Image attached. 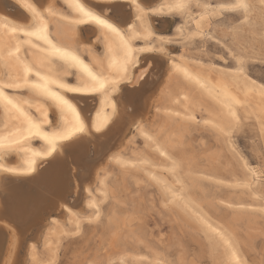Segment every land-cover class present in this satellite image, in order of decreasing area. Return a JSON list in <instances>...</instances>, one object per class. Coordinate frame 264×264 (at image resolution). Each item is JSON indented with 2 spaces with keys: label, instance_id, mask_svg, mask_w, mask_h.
Returning a JSON list of instances; mask_svg holds the SVG:
<instances>
[{
  "label": "snow or ice",
  "instance_id": "1",
  "mask_svg": "<svg viewBox=\"0 0 264 264\" xmlns=\"http://www.w3.org/2000/svg\"><path fill=\"white\" fill-rule=\"evenodd\" d=\"M64 3L71 10V14L56 10L55 0H24L20 6L28 14L27 22L11 26L5 23L2 26L9 39L7 41L0 40V64L5 68L14 64L20 74L9 79L7 83L0 82V108L5 114L10 115L15 122L14 131L6 129V135L0 134V161H3L13 152H19L23 144L34 137H39L45 141L48 147L43 152H33L32 157L26 160V166H21L23 171L0 163V172L10 175L31 174L37 167L36 158L51 157L56 152L58 144H71L86 132L91 135L104 134L120 116L118 103L111 102L113 118L111 120L105 119L102 123L97 124L92 118L85 117L79 106V100L97 93L106 98L111 93H119L121 81L127 74L128 67L137 62L138 58L134 55L136 52L156 53L170 60L173 70L183 73L185 80L198 84L209 93L223 95L226 101L224 106L228 110V123L220 127L212 124L209 120H204L203 124L205 127L210 126L213 134L224 136L228 142L234 143L231 138L241 125V117L237 115L235 108L246 107L247 105L241 99L229 95L225 89L211 85L210 81L206 83L203 79L193 76L185 68H182L176 62L178 58L169 51V47L174 45L187 46L190 41L202 45L209 44V42L215 44L217 50L224 51V55L218 58L223 62V67L213 64L211 66L212 71L224 77L242 78L245 85H251L247 92H258L261 101L264 102V83L257 85L254 80H249L246 74V65L251 57L246 52L237 51L234 38L235 34L239 33L242 28L253 30L254 42L258 41L260 44V59L264 61V0H259L258 4L252 3L251 0H234L231 3L215 6L201 3V0H160L159 3H156L155 0H105L103 3L105 7L102 9L95 7L97 0H64ZM125 3L132 10L130 21L124 19L126 16ZM193 8L203 9V12L196 21L195 30L186 31L187 21L192 19ZM217 11L236 14V19L239 21L237 25L228 29L225 35H219L218 32L212 31L210 24L205 28L204 21L216 15ZM257 12L259 24L254 20ZM154 17H181L187 18V20L177 26L172 35H158L154 27ZM53 20L66 25L70 29V34L62 37L59 25H53ZM53 28L56 30L55 33ZM86 28L95 35L94 43L103 45V56L111 55L107 67L103 65L102 58L95 56V49L91 45L80 43L81 33ZM65 38L76 41L75 45L66 43ZM135 41H143L145 46L134 48L133 42ZM22 50L29 55L39 53L40 58L30 61L27 56L21 55ZM82 51L88 52L92 58L91 67L81 58ZM201 51L204 49L202 48ZM117 54L120 56L119 61L116 59ZM93 68L96 69L95 72ZM139 71L146 72L147 69L141 67ZM33 76L35 79H30ZM68 76H76L77 83L75 85L66 83L65 78ZM54 88L56 90H53ZM6 89L27 90L45 102L50 101L60 113L61 124L57 125V130L44 131L43 126L49 125V120L48 113L42 106H37V111L41 113L43 119L39 123L34 122L26 110L33 105L28 100L7 95ZM66 93H71L72 98L69 99ZM185 119L196 125L201 123L193 115H189ZM258 119L261 125L260 133L264 136V113H261ZM135 123L134 131L143 138L145 146L156 145V151L159 155L170 162V167L166 171L177 177L176 184L179 187L174 188L159 177L149 173L150 179L161 187V197L165 201L162 207L164 209L171 207L173 210L183 211L185 215L190 214L202 226L205 234L209 235L210 242L222 243L226 251L224 264H248L247 260H241L237 255L231 233L226 229L222 230L220 227H212L198 211H192L190 205H193V201L188 195L190 188L182 182L179 176L182 162L174 159L170 155L168 147L160 144L154 135L149 134L151 130L146 129L140 122ZM225 129L229 130L225 131ZM115 159L117 163H124L118 155ZM242 162L247 171L255 174L257 169L251 168L246 160ZM145 164H148V161L141 160L138 165L129 166L138 167ZM259 170L261 176L264 177V151L260 153ZM205 179L211 178L206 177ZM236 186L249 187L248 184ZM6 187V184L0 183V193ZM258 199L264 202V196L258 197ZM61 207L63 208V205ZM196 207L199 206L196 205ZM258 211L264 214V207ZM2 219L0 217V220ZM100 220L101 212L99 208H96L95 216L88 223L100 222ZM262 224H264V220H262ZM2 226L4 225L0 224V227ZM8 231L12 237L9 242V256H12L17 247L15 226L9 225ZM76 234L79 235V232ZM34 261L35 257H33ZM6 264H15V262L6 261ZM91 264H98V262L92 260ZM106 264H117V260L109 259ZM119 264H124L123 258H120ZM154 264H167V262L157 259ZM261 264H264V256H262Z\"/></svg>",
  "mask_w": 264,
  "mask_h": 264
},
{
  "label": "bare ground",
  "instance_id": "2",
  "mask_svg": "<svg viewBox=\"0 0 264 264\" xmlns=\"http://www.w3.org/2000/svg\"><path fill=\"white\" fill-rule=\"evenodd\" d=\"M22 2H24V0H0V40L7 41L9 39L4 27H2L5 23L11 26L13 24H24L27 22L26 17L28 16V14L20 6ZM104 2L105 0H97L95 7H97V9H102L103 7H105V5L103 4ZM155 2L159 3L160 0H155ZM231 2H234V0H217L214 4H211L209 2L201 3H208L212 6H215L217 4H227ZM16 7L18 8L15 9ZM55 7L56 10L71 14V10L64 3V0H55ZM128 9H130V12L126 14L124 19L130 21L132 17V10L125 3L124 11ZM202 12L203 9L199 8L192 10V19L187 21L186 31L195 30L196 21L199 19V16ZM220 13L221 12L217 11V14ZM214 16L204 21L205 28H207L209 24L211 26V20ZM181 19L182 21L174 26V32L177 26L187 20V18ZM52 24L59 25L60 35L62 37H66L67 34H70V29L62 22L53 20ZM55 31V28H53L54 33ZM157 34L160 35L159 33ZM125 38L127 39V37ZM21 39H23V37H21ZM94 41L95 35L90 29L86 28L81 33L80 43L83 45H91L95 49V56L97 58H102L103 65L107 67L110 63L111 55H109L108 57H104L103 45H96ZM65 42L73 46L76 43V41L66 38ZM143 46L145 45H138L137 41L133 42L134 48H140ZM179 54L180 52H178V55H172L177 57L178 59L176 62L193 76H197L203 79L206 83L210 81L211 85H215L218 88L225 89L229 95L241 99L242 102H250L253 113L256 115L255 117L258 118L261 113H264V102L261 101L258 92H247V89L250 88L251 85H245V81L242 78L224 77L219 73L213 72L211 66H209L205 70V72H201L200 70H197L196 67L202 68V62L196 59L186 58L183 55ZM21 55L27 56L30 61L38 60L40 58L39 53H33L29 55L24 50H22ZM134 55L138 58L137 62L128 67L127 74L121 81V91L119 93H111L108 98H106L102 94L97 93L93 96L84 97L79 100V106L82 109L85 117L88 119L92 118V120H94L97 124L102 123L105 119L111 120L113 118L111 102L118 103L120 116L114 121V123L104 134L91 135L90 133L86 132L80 138L71 142V144H58L56 152H54L51 157L36 158L37 167L36 170L31 174L10 175L8 173L0 172V183L7 185L5 190L0 193V217L3 218L2 220H0V224L4 225L0 227V264H6V261H14L15 264L56 263L58 259V248L61 239L67 236L77 235V232L80 233L81 220L88 222L90 219H92L95 216L96 208H98L97 199L99 197H106L108 184L111 181V167L116 166V168H118V170L121 171L123 175H126L132 169L137 168L130 167L129 165L137 164L135 162L145 160L143 158H140L138 160L129 158V153H131L130 150L132 149V146L134 144L133 137L134 134H137L134 131L136 127L135 122L142 123L146 127V129L151 130L149 134H152L154 136L156 135L157 130L160 129L158 115L161 112L167 115L170 119H174L177 122L176 124H178V126L183 129L190 124H194L195 127L197 126L195 123H190L185 119V117L189 115L195 116L196 120L198 117H200L201 123L199 126L208 131H211L210 126L205 127L203 124L204 120H209L212 124L219 125L220 127H223L226 123H228V110L224 106L226 101L223 95L209 93L205 89L201 88L198 84L185 80L183 73H178L173 70L170 60H167V62H165L159 55L156 56L152 55L151 53L139 52L134 53ZM81 58L85 61V63H88L90 67L92 66V58L89 56L88 52L82 51ZM116 59L117 61H119V54H117ZM141 67L147 69V71L140 72L139 69ZM93 71L95 72L96 69L93 68ZM19 74L20 73L16 65L13 64L10 67L5 68L2 64H0V82L7 83L9 79L15 78ZM248 78L249 80H254L249 76ZM30 79H35V77H30ZM85 79H87L86 76ZM177 80H181V82L187 85V88H181L180 85H178ZM254 81L257 85L261 84L256 80ZM65 82L75 85L77 83L76 76L66 77ZM156 89L158 90L157 98L153 97V99L149 102L150 98L154 94L153 91H155ZM53 90L56 89L54 88ZM190 91L196 92L199 96L208 101H206V103H204L203 100L193 102ZM6 93L9 96H16L21 98L22 100H28L29 103L33 105L31 108H27L26 110L30 113L34 122L39 123L43 119L41 113L37 111V106H42L48 113L49 125H51H44V131L52 132L54 130H57V125L61 124L59 110L56 109V107L50 101L45 102L43 99H40L29 93L27 90L6 89ZM66 95L69 99L72 98L71 93H66ZM122 96H124V98H122ZM148 110L152 111L153 118L150 120V122H148L149 116L145 114L148 112ZM259 126L261 127L260 123ZM6 129L9 131H14L15 122L10 115L5 114L3 109L0 108V134L6 135ZM228 130L229 129H225V131ZM214 135L222 136L219 134ZM89 142L94 143L92 147L88 146ZM165 142L168 143L171 142V140L166 137ZM47 147L48 145L46 144V142L39 137L31 138L28 142L23 144L22 149L19 152L11 153L3 161H0V163L5 164L7 167L16 168L20 171H23V168L21 166H26V160L32 157V153L43 152L47 149ZM152 148L157 154H159L156 151V145H152ZM117 155L124 163H117L115 159ZM243 160L245 159L241 158L240 163L242 168L246 172L247 178L245 179V181H243L242 184H248L249 187H247V189L250 191L251 196L254 199H258V197L264 196V177L261 176V172L257 167L251 165L246 160L251 168L257 169L255 174H253V172L251 171H247L242 162ZM209 164L210 163H208V165ZM168 167H170V162ZM207 170H209V168ZM149 173H153L147 171L146 175L150 179ZM113 182L114 181H112V183ZM133 182H135V178ZM153 182L156 183L155 181ZM42 190L46 192L50 191L48 192V195H52L54 197L52 202L49 200H47V202L44 201V199H46L48 195L44 198L46 192H43ZM69 190H71L72 194L74 195V198H72L73 200L71 199L72 201H69L70 198L66 197V193L69 192ZM259 200V205H249V207L257 210H259L261 207H264V202H262L261 199ZM41 201H43L45 205L55 204L56 208L53 211L49 212V215L47 217L42 218L39 216L40 213H38L35 214L37 216L33 217L34 222L33 220H31V222H26L29 217H25L26 215L24 216V214H33L34 212H31L36 209L35 205L37 204V202ZM120 202L118 201L119 204H122ZM61 205H63V208L61 207ZM190 207L192 206L190 205ZM231 209L233 212V222L238 223L241 221H245L250 224L256 223L254 218L251 216V213L246 212L244 209L234 206H231ZM175 211L182 215V219L184 221H189L194 227L199 226L202 228V226L195 219H193L190 214L185 215L183 211H180L178 209H176ZM192 211L197 212L193 207ZM114 215H111L108 218V223L117 222V219ZM92 223L97 222L93 221ZM208 223L211 224L214 228L218 227V225L215 224L216 222L213 224L208 221ZM9 225L15 226L17 236V247L15 254L12 256H9V242L12 239L8 231ZM247 227L253 228V226H250L249 224L247 225ZM33 229L36 230L34 236L30 239L25 237L26 233L32 231ZM253 229H255V226ZM231 231L230 233L232 234V236H234ZM109 233L111 232L109 231ZM115 233H113V235ZM238 233L240 234L239 231ZM121 237H123V235ZM233 238V246L237 249V246L235 244L236 239L235 237ZM205 239L208 241L209 249L212 250L215 243L210 242L208 235L205 237ZM217 243L221 249L222 254L220 264H224L226 251L222 243ZM22 244L24 245V247L22 246ZM21 246L24 248L23 254H20ZM33 246L35 247L33 248ZM110 250L111 249H109V251ZM237 255L239 256L238 251ZM104 256L106 257V254ZM33 257H35L34 262ZM157 259L160 258H154V260ZM180 259L182 260L181 256L179 260ZM141 260L142 257L139 256L136 261ZM151 262L152 261L150 260V263ZM165 262L169 264V261L167 259L165 260Z\"/></svg>",
  "mask_w": 264,
  "mask_h": 264
},
{
  "label": "rangeland",
  "instance_id": "3",
  "mask_svg": "<svg viewBox=\"0 0 264 264\" xmlns=\"http://www.w3.org/2000/svg\"><path fill=\"white\" fill-rule=\"evenodd\" d=\"M216 1L201 0V2L211 4ZM251 2L259 3L258 0H251ZM195 9L193 8V10ZM125 12L126 14L129 13L130 9ZM258 16L257 12L254 16L257 24H259ZM154 18L156 32L164 35H172L174 26L182 21L181 17ZM211 21L212 31L218 32L219 35H225L228 29L239 23L236 14L226 12L216 14ZM252 31L248 28H242L239 33L235 34L236 48L237 51L246 52L251 57L246 65L247 76L264 83V61L260 59V44L258 41L254 42ZM137 44L144 45V42L137 41ZM202 48L204 51H201ZM169 51L176 55L180 52L179 55L186 58L199 60L203 63V66L202 68L196 67V69L201 72H205L213 64L223 67V62L218 58L224 55V51L217 50V46L211 42L202 45L190 41L187 46H171ZM151 54L158 55L156 53ZM161 58L167 62V59ZM177 83L181 88H187V85L181 80H177ZM157 92V89L153 91L154 94L149 102L153 97L157 98ZM190 94L193 102L203 100L206 103L208 101L194 91H190ZM243 103L247 106L236 107V112L241 117V125L231 138L234 143L228 142L224 136L214 135L212 131L203 129L199 125L195 127L194 124H190L184 129L180 128L174 119H170L162 112L158 115L160 129L157 130L155 137L159 143H163L168 147L169 153L174 159L182 160V169L179 176L182 182L190 188L188 195L193 201L191 206L209 222L213 224L216 222L215 224L218 227L226 229L229 233L232 230L241 260H247L248 264H261L262 256H264V224H262L264 214L249 207V205H259L260 200L254 199L247 187L236 185H243V181L247 178L246 172L240 163L241 158L259 169L260 153L264 151V147H262L264 146V136L260 133L258 118L255 117L250 102ZM145 114L149 116L148 122H150L153 118L152 111L148 110ZM197 120L200 121V117ZM166 137L171 142L166 143ZM133 141L134 147L132 146L130 150L129 158L133 160L143 158L148 161V164L140 165L126 175H123L116 166L111 167V181L108 184L106 197L97 199L98 208L101 212L100 222L88 223L81 220L79 235L67 236L61 239L58 248V259L55 264H91L92 260L97 261L98 264L100 262L106 264L109 258L117 260V264H119L120 258H123L124 264H154L155 257H159L160 260L164 261L167 259L169 264H220L222 254L218 243L213 242L215 245L210 250L208 241L205 239L207 235L203 228L194 227L189 221H184L182 215L171 207L164 209L162 205L165 201L161 197V187L146 175L147 171H150L170 186L178 188L179 185L175 181L177 177L166 171L169 161L157 154L151 144L146 147L143 138L137 134H134ZM93 144L89 142L88 146L92 147ZM177 145L179 147H176ZM233 149H235V152ZM135 163L139 164V162ZM208 163L211 165H208ZM207 167L212 172L207 170ZM206 177L211 179H205ZM134 178L135 182H133ZM112 181L114 182L112 183ZM71 190L66 193V197L70 198L69 201L74 198ZM48 192L50 191L46 192L44 198L48 195ZM53 198L52 195H48L44 201L49 200L52 202ZM118 201H121L122 204H119ZM196 205L199 207L197 208ZM229 205L251 213L256 223L233 222V212ZM35 207L36 209L31 212L34 213H29L30 216L28 213L24 214L25 217H29L26 222H31L33 217L37 216L35 214L38 213L42 218L47 217L49 212L56 208V205H45L41 201L37 202ZM111 215L116 217L117 222H107ZM248 224L253 228L255 226V229L248 228ZM35 231L33 229L26 233L25 237L30 239L34 236ZM122 235L123 237H121ZM22 246L24 247L23 244ZM22 246L20 254H23L24 248ZM109 249L111 250L109 251ZM139 256L142 257V260L136 261ZM180 256L182 257L181 261L179 260ZM150 260L153 263H150Z\"/></svg>",
  "mask_w": 264,
  "mask_h": 264
}]
</instances>
